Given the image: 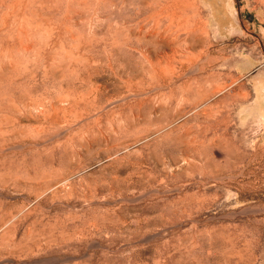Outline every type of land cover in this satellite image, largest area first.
Wrapping results in <instances>:
<instances>
[{
  "label": "rangeland",
  "instance_id": "1",
  "mask_svg": "<svg viewBox=\"0 0 264 264\" xmlns=\"http://www.w3.org/2000/svg\"><path fill=\"white\" fill-rule=\"evenodd\" d=\"M252 67L264 0H0V264H264Z\"/></svg>",
  "mask_w": 264,
  "mask_h": 264
},
{
  "label": "crops",
  "instance_id": "2",
  "mask_svg": "<svg viewBox=\"0 0 264 264\" xmlns=\"http://www.w3.org/2000/svg\"><path fill=\"white\" fill-rule=\"evenodd\" d=\"M250 60L247 57L243 63L248 64ZM235 74L239 76L234 82L238 84V87L231 95L235 101V115L243 116V129L257 134V142L264 148V67L243 69ZM246 88L250 92L248 101L244 98Z\"/></svg>",
  "mask_w": 264,
  "mask_h": 264
},
{
  "label": "flooded vegetation",
  "instance_id": "3",
  "mask_svg": "<svg viewBox=\"0 0 264 264\" xmlns=\"http://www.w3.org/2000/svg\"><path fill=\"white\" fill-rule=\"evenodd\" d=\"M217 11H218L219 13H221V14H222V11H221V10H219V9H218Z\"/></svg>",
  "mask_w": 264,
  "mask_h": 264
}]
</instances>
